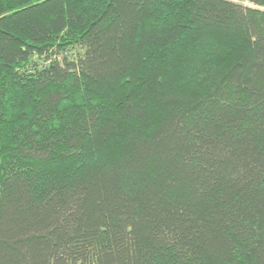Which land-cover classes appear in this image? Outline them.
Masks as SVG:
<instances>
[{
  "label": "trees",
  "instance_id": "obj_1",
  "mask_svg": "<svg viewBox=\"0 0 264 264\" xmlns=\"http://www.w3.org/2000/svg\"><path fill=\"white\" fill-rule=\"evenodd\" d=\"M0 264H264V0H0Z\"/></svg>",
  "mask_w": 264,
  "mask_h": 264
}]
</instances>
